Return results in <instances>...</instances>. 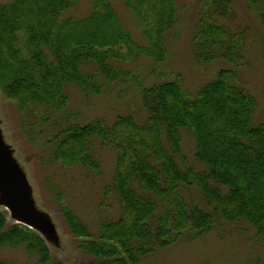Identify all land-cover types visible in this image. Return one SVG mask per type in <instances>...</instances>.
Wrapping results in <instances>:
<instances>
[{
	"label": "trees",
	"instance_id": "obj_1",
	"mask_svg": "<svg viewBox=\"0 0 264 264\" xmlns=\"http://www.w3.org/2000/svg\"><path fill=\"white\" fill-rule=\"evenodd\" d=\"M113 1L93 0L87 15L72 11L81 0L0 3V89L33 138L48 137L52 163L101 175L97 147L116 154L105 195L115 197L120 216L100 221L98 237L67 206L62 191L57 195L78 248L97 264H149L161 251L226 227L241 234L251 229L264 245V121L255 122L259 102L243 86L248 30L234 26V1L205 0L199 12L195 62L230 67L196 92L183 75L160 70L168 55L163 36L177 23L174 0H118L144 25L147 46L134 41ZM243 1L264 26V0ZM140 57L155 62L152 85L121 68ZM131 79L140 89L142 122L132 115H120L112 125L104 119L73 122L67 86L89 98ZM185 134L195 142L202 171L185 153ZM8 216L0 212L1 248H24L32 264H64L40 234L9 223ZM0 264L15 263L0 256ZM254 264H264V256Z\"/></svg>",
	"mask_w": 264,
	"mask_h": 264
},
{
	"label": "rangeland",
	"instance_id": "obj_2",
	"mask_svg": "<svg viewBox=\"0 0 264 264\" xmlns=\"http://www.w3.org/2000/svg\"><path fill=\"white\" fill-rule=\"evenodd\" d=\"M92 1L81 0L72 10L73 13L89 14L92 10ZM204 1L174 0L177 23L172 31L163 36L168 55L160 70L169 74L183 75L187 88L192 92H196L214 80L219 71L230 67L225 62L200 66L194 60L192 39ZM233 1L238 16L235 28L241 26L248 30L244 54L250 66L241 70L243 86L259 102L255 122H263L264 26L256 15L247 10L243 0ZM1 2L5 0H0ZM112 5L134 41L140 46H147L149 38L144 33V25L136 15L118 0H114ZM154 67L155 62L146 57H140L129 65H121V68L131 72L134 78L147 86L156 82L151 76ZM66 94L70 99L69 112L75 114L73 122L82 126L98 119H104L112 125L120 115H132L138 122L146 118L140 89L135 79L116 84L111 93L104 92L89 98L72 85L66 87ZM74 114H72L73 117ZM0 134L18 170L25 177L28 184V200L33 211L47 222L46 225L38 226L33 230L45 240L53 257L64 264H97V261L78 248L77 239L71 234L59 210L57 195L62 191L67 206L89 226L93 236L98 237L100 221H113L120 216V208L115 197L105 195V187L111 183L116 167L114 151L97 147L96 155L101 165V175L80 166L65 168L52 163L51 147L45 142L48 137H45L43 141L33 138L31 128L24 125L17 106L8 100L1 89ZM184 143L185 153L190 163L196 170H204V167L194 159L195 142L189 134L184 135ZM0 212H8L2 203H0ZM8 220L11 224H21L14 219L11 212H9ZM0 256L15 264L34 262L27 258L24 248L0 247ZM260 256H264V245L255 239L253 230L250 229L247 234H241L231 227H226L220 232H214L197 240L192 245L183 243L161 251L149 261V264H200L202 262L254 264Z\"/></svg>",
	"mask_w": 264,
	"mask_h": 264
},
{
	"label": "water",
	"instance_id": "obj_3",
	"mask_svg": "<svg viewBox=\"0 0 264 264\" xmlns=\"http://www.w3.org/2000/svg\"><path fill=\"white\" fill-rule=\"evenodd\" d=\"M0 203L14 219L34 229L46 225V220L33 211L28 200V184L18 170L0 134Z\"/></svg>",
	"mask_w": 264,
	"mask_h": 264
}]
</instances>
